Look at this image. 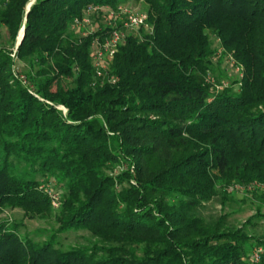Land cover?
I'll return each mask as SVG.
<instances>
[{"label": "trees", "instance_id": "16d2710c", "mask_svg": "<svg viewBox=\"0 0 264 264\" xmlns=\"http://www.w3.org/2000/svg\"><path fill=\"white\" fill-rule=\"evenodd\" d=\"M30 1L0 0V209L44 214L51 177L61 193L44 239L0 219V264H264V236L198 212L217 184L264 183V0H144L152 29L129 31L99 78L100 31L71 24L122 0ZM210 33L243 67L237 89L200 72ZM78 228L94 241L58 245Z\"/></svg>", "mask_w": 264, "mask_h": 264}, {"label": "rangeland", "instance_id": "374dc122", "mask_svg": "<svg viewBox=\"0 0 264 264\" xmlns=\"http://www.w3.org/2000/svg\"><path fill=\"white\" fill-rule=\"evenodd\" d=\"M120 2L126 3L127 6L134 10H146L147 8L144 0H122ZM91 17L94 20H92L90 28H95L103 20L101 16H96L95 14L91 15ZM148 29V26H139L127 29V32H145ZM210 39L212 46L215 47V52L208 62V68L204 71L200 70V72L205 74L212 87L217 90L228 85L237 89L243 71L241 63L234 58L231 52L224 50L214 33H210ZM0 43L9 44L8 31L3 25H0ZM14 67L16 70H23L26 65L22 60L15 57ZM69 82L68 79L64 78V83L67 84ZM38 177L41 178V176ZM44 188L49 194L55 193L60 199L61 188L52 177ZM217 189L219 193H216L203 206L199 207L198 212L206 219H214L218 215L225 213V221L228 227H242L249 234L264 236V214L256 213L257 210L264 212V203L259 198V194L264 192V183L257 180L245 182L232 179L223 185L217 184ZM50 204L44 214L35 216L27 215L19 206H4L0 209V219L7 218L9 220L22 221L19 228L20 232L36 240H41L46 238L53 227L57 226L53 212L58 208L59 204L54 205L52 201ZM94 239L95 236L87 229H70L58 234V245L67 248L73 244H90ZM259 247V245L251 247L250 252L254 253Z\"/></svg>", "mask_w": 264, "mask_h": 264}, {"label": "built area", "instance_id": "2783aa9c", "mask_svg": "<svg viewBox=\"0 0 264 264\" xmlns=\"http://www.w3.org/2000/svg\"><path fill=\"white\" fill-rule=\"evenodd\" d=\"M93 14L101 16L103 20L95 28H90L92 20H94L91 17ZM71 25L72 28L82 34L94 30L100 31L91 41V59L94 65L95 78L103 76L109 60H111L118 45L123 42L125 35L128 33L127 29L139 26H148L147 31L152 29V24L147 20L146 10H134L122 2L114 5L88 4L83 8L80 15L73 18ZM50 195L53 204H59L58 196L55 193H50ZM261 249L259 247L254 251L253 256L255 259L259 257Z\"/></svg>", "mask_w": 264, "mask_h": 264}, {"label": "water", "instance_id": "95a60500", "mask_svg": "<svg viewBox=\"0 0 264 264\" xmlns=\"http://www.w3.org/2000/svg\"><path fill=\"white\" fill-rule=\"evenodd\" d=\"M33 0H31L28 4H27V9L29 8L30 4L32 3ZM24 34V25L21 27V29L19 30V34L17 36V42H16V46L19 44V42L21 41L22 37ZM59 107H62L64 110L66 109L64 106L60 105Z\"/></svg>", "mask_w": 264, "mask_h": 264}]
</instances>
